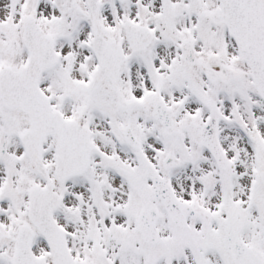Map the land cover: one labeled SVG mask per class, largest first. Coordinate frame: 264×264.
Segmentation results:
<instances>
[{
	"label": "snow or ice",
	"instance_id": "obj_1",
	"mask_svg": "<svg viewBox=\"0 0 264 264\" xmlns=\"http://www.w3.org/2000/svg\"><path fill=\"white\" fill-rule=\"evenodd\" d=\"M0 264H264V0H0Z\"/></svg>",
	"mask_w": 264,
	"mask_h": 264
}]
</instances>
